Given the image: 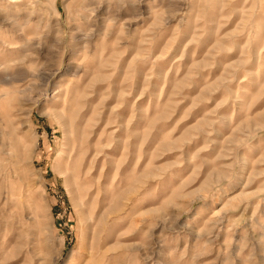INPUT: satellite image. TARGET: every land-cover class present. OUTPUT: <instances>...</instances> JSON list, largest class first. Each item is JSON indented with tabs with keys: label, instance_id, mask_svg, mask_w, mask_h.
<instances>
[{
	"label": "rangeland",
	"instance_id": "374dc122",
	"mask_svg": "<svg viewBox=\"0 0 264 264\" xmlns=\"http://www.w3.org/2000/svg\"><path fill=\"white\" fill-rule=\"evenodd\" d=\"M0 264H264V0H0Z\"/></svg>",
	"mask_w": 264,
	"mask_h": 264
},
{
	"label": "bare ground",
	"instance_id": "6f19581e",
	"mask_svg": "<svg viewBox=\"0 0 264 264\" xmlns=\"http://www.w3.org/2000/svg\"><path fill=\"white\" fill-rule=\"evenodd\" d=\"M88 1H90V2H95V0H86V2H88ZM83 2V1H82ZM86 7V6H85ZM87 7H89V6H87ZM91 10L90 9H88V8H86V9H84V11H83V13H82V17L84 16V17H88V14H89V12H90Z\"/></svg>",
	"mask_w": 264,
	"mask_h": 264
}]
</instances>
